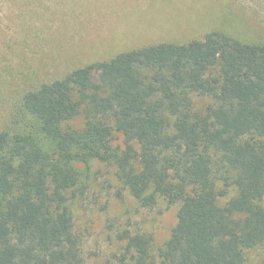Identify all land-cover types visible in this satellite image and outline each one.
Segmentation results:
<instances>
[{
	"label": "trees",
	"instance_id": "trees-1",
	"mask_svg": "<svg viewBox=\"0 0 264 264\" xmlns=\"http://www.w3.org/2000/svg\"><path fill=\"white\" fill-rule=\"evenodd\" d=\"M22 107L34 131H0V264H84L72 204L77 166L95 161L141 207L180 205L157 252L129 237L132 264H244L264 245V43L218 31L124 52Z\"/></svg>",
	"mask_w": 264,
	"mask_h": 264
},
{
	"label": "rangeland",
	"instance_id": "rangeland-1",
	"mask_svg": "<svg viewBox=\"0 0 264 264\" xmlns=\"http://www.w3.org/2000/svg\"><path fill=\"white\" fill-rule=\"evenodd\" d=\"M218 31L264 43V0H0V131H34L22 98L43 83L124 52ZM195 103L205 110L214 100ZM77 167L72 210L84 264H132L130 236H150L154 252L170 238L179 204L161 199L143 208L116 167L97 161ZM244 264H264V245L247 251Z\"/></svg>",
	"mask_w": 264,
	"mask_h": 264
}]
</instances>
